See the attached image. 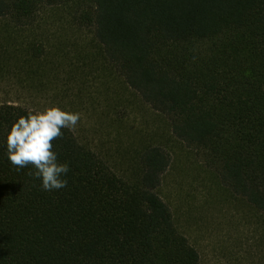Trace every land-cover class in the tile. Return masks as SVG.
<instances>
[{
	"label": "trees",
	"instance_id": "16d2710c",
	"mask_svg": "<svg viewBox=\"0 0 264 264\" xmlns=\"http://www.w3.org/2000/svg\"><path fill=\"white\" fill-rule=\"evenodd\" d=\"M67 3L172 134L264 215V0H0V19L32 27ZM29 111L0 105V264H201L158 192L164 146H146L127 179L62 129L53 150L70 165L67 187L45 191L31 165L8 159L7 136Z\"/></svg>",
	"mask_w": 264,
	"mask_h": 264
},
{
	"label": "rangeland",
	"instance_id": "374dc122",
	"mask_svg": "<svg viewBox=\"0 0 264 264\" xmlns=\"http://www.w3.org/2000/svg\"><path fill=\"white\" fill-rule=\"evenodd\" d=\"M76 9L77 3L46 8L32 27L0 19V105L11 101L35 111L58 105L80 113L72 130L78 140L127 179L138 174L146 146H164L172 160L158 192L201 264H264V215L126 84L92 30L74 19Z\"/></svg>",
	"mask_w": 264,
	"mask_h": 264
},
{
	"label": "clouds",
	"instance_id": "9594fccd",
	"mask_svg": "<svg viewBox=\"0 0 264 264\" xmlns=\"http://www.w3.org/2000/svg\"><path fill=\"white\" fill-rule=\"evenodd\" d=\"M81 114L61 109L58 105L43 111H29L13 123L7 136V154L10 163L17 169L31 165L35 172L28 175L42 181L45 191L67 187L70 165L60 162L53 150V141L62 138V129L74 130Z\"/></svg>",
	"mask_w": 264,
	"mask_h": 264
}]
</instances>
